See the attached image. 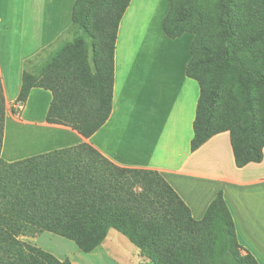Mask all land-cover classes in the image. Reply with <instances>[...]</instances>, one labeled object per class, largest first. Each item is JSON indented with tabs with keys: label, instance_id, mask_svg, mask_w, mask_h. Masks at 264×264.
I'll use <instances>...</instances> for the list:
<instances>
[{
	"label": "trees",
	"instance_id": "16d2710c",
	"mask_svg": "<svg viewBox=\"0 0 264 264\" xmlns=\"http://www.w3.org/2000/svg\"><path fill=\"white\" fill-rule=\"evenodd\" d=\"M130 1L76 0L68 30L73 40L48 59L40 52L26 61L15 104L24 105L33 87H44L53 93L49 123L86 137L99 130L113 109L115 45ZM218 10L216 19L203 14L186 28L187 6L170 0L163 28L171 38L195 35L186 67L200 84L191 150L229 131L235 163L243 167L264 156V0H218ZM235 35L250 45L257 67L235 53ZM5 126L0 73V264H69L23 241L27 230L65 237L88 253L111 229L154 264H260L242 252L222 190L196 220L160 171L118 165L87 142L6 161Z\"/></svg>",
	"mask_w": 264,
	"mask_h": 264
},
{
	"label": "crops",
	"instance_id": "0c3cea01",
	"mask_svg": "<svg viewBox=\"0 0 264 264\" xmlns=\"http://www.w3.org/2000/svg\"><path fill=\"white\" fill-rule=\"evenodd\" d=\"M75 1L0 0V73L6 95L2 157L13 162L87 142L118 165L160 171L196 220L222 190L243 253L264 264V156L238 167L229 131L191 150L200 84L186 67L195 35L167 36L163 18L170 0L130 1L115 45L113 109L90 137L47 121L50 89L33 87L24 105L15 104L26 61L66 37ZM9 104L19 112L9 114Z\"/></svg>",
	"mask_w": 264,
	"mask_h": 264
},
{
	"label": "rangeland",
	"instance_id": "374dc122",
	"mask_svg": "<svg viewBox=\"0 0 264 264\" xmlns=\"http://www.w3.org/2000/svg\"><path fill=\"white\" fill-rule=\"evenodd\" d=\"M183 2L189 12V18L184 24L186 28H190L193 23L196 24L197 18L203 16V14L215 19L219 16L218 0H183ZM99 15H101L99 18L102 22L106 14L102 11ZM65 38L67 39L57 42L48 52L41 53L43 58L48 59L51 57V54L57 51L63 42L72 41L74 36L67 34ZM219 42L221 44L220 40ZM234 42L235 53L246 58L248 60V66L252 68L257 67L258 62L252 59L254 56L251 53L250 45L244 43L238 35L234 36ZM222 100V104L227 102L225 91L222 92ZM14 108L16 106L11 107V104L7 105V112L9 114L17 113ZM8 146L10 147V145ZM160 209V213H162L163 209ZM21 239L53 253L61 261H66L69 264H154L146 251L134 245L125 235L116 229H111L104 242L95 250L88 253L80 249L74 241L48 231L33 232L27 230L21 236Z\"/></svg>",
	"mask_w": 264,
	"mask_h": 264
}]
</instances>
